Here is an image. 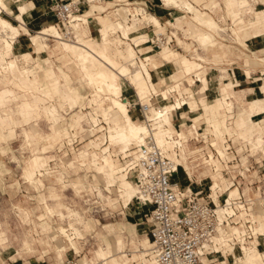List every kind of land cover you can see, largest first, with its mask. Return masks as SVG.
<instances>
[{"label":"rangeland","instance_id":"obj_1","mask_svg":"<svg viewBox=\"0 0 264 264\" xmlns=\"http://www.w3.org/2000/svg\"><path fill=\"white\" fill-rule=\"evenodd\" d=\"M82 1H85V3L82 4L81 10L75 14H83L92 10L91 3H88V0ZM218 1H220L221 4H218L217 7L215 6L213 10L210 8L212 5L210 6L208 0L206 1L207 3H204L206 4V7L212 11L210 14L207 12V16L215 20L214 22L217 24H214V26L216 25V28L214 27L215 29H218L219 27V20L225 21L223 17L226 11L225 4L223 0ZM117 3H119L118 0H102V5L107 6L109 8L108 11L104 13L95 11L93 14H99L98 16H100V14L106 15L108 12H110L108 15H112L111 18L104 16L106 21H117L118 18L114 17L115 12L113 11V8H116L115 5ZM262 3H264V1H262ZM17 4L19 3H14L12 8ZM170 5L173 6V4H169L168 6ZM263 7L264 6L262 5H258L256 9L259 10H256V13L250 12L252 11L251 7L250 9L248 8L249 11H247L245 8V12L248 14H245V16L238 14L237 18L235 17L236 20L234 21L235 27L241 26L242 23H247L249 16L251 15L253 18L258 16V14L263 15ZM201 10L203 11V9ZM204 11L206 12L207 10ZM15 12L16 14L18 13L17 11ZM2 15L7 18V20L10 21L14 26L19 28L18 23L12 19L15 15L12 17L6 15V13ZM2 15L0 14V17L4 18ZM47 16L48 18L43 17L45 20L44 23H42V26H47L48 28V26L54 25L58 21L54 11L50 12ZM87 16L88 15L84 16L83 18L86 19ZM151 16L149 17L150 19ZM185 21H190L197 24L196 21H194V18L191 19L189 16L185 18ZM102 24L103 23H101V25L97 24L96 27V25L90 23V27L89 25L82 27L79 33L86 32L87 35L99 41L101 39L99 30L102 28ZM200 27L203 29V31L210 32L209 29L211 28L202 26ZM241 27L245 26L242 25ZM27 28L30 29V34L37 33L38 30H41V26L34 28L35 31L29 27ZM192 28L193 29L190 30H193L195 33L190 32L188 27L186 30H189V32L192 33V37L195 40L196 36L199 39L200 36H198L199 34L196 33L197 28L194 26ZM214 28H212L213 31H215ZM61 29L65 30L63 26ZM1 30L2 29L0 26V31ZM90 30L91 33H89ZM244 30L245 29H240L239 32L241 33ZM7 31L3 33L5 36L13 37L17 35V31L16 34L10 29H7ZM23 33L25 35L20 38V43L22 46L19 47L20 50H15L14 47V51L13 54H11L10 59H13V56H18L19 62L21 63L20 65L30 70L33 69L31 67H35V65L39 62L44 69H48L50 64H53L54 67H60L63 70L69 72L73 76V84L67 83L63 87L66 95H71L69 101L73 107L70 106V104H65L63 108L61 106V109H59L58 113L55 112L56 109L54 111L55 113H53L51 109L55 106L48 104V92L44 89V86L39 83L38 79L39 76H42V73H37L39 70L38 68L37 70H33L31 76L32 79H34L37 83V85L34 83L33 86L36 85L37 87L33 88L32 85L29 86L23 84L22 86H26L22 88L18 85L21 81L16 77L15 79L14 75L4 69V66L2 65L5 64H3V62L0 63V76L5 77L6 81H10L11 78L15 79L14 85L19 91L18 94L15 93L16 95L13 96L10 101H14L20 106L26 99L32 102L40 99V101L38 100L36 102L38 107H33V109H35V113L38 115V119L35 121V123H37L35 124V128L38 130H25L29 134V136H27L26 132L22 131V128L18 127L16 128L15 133L11 134L7 130L5 131V137L2 139L0 138V223L1 230L5 233V237L7 238L4 244L0 243V264H19L23 258L26 260L37 261L35 262L37 264H86L87 261L85 258L88 261L94 259L95 251L99 248V246L106 247L107 244H110L116 250V243L120 237L124 240L125 245L122 244L118 246V249L116 250L118 253L115 255L116 258L114 257L116 260H113V262L118 260L121 262V264H142V253L145 252L147 254V259L152 257V255L149 254L151 247L144 245V239H149L152 246L150 225L146 221L145 211L137 202L136 197L128 206L124 205L123 199L120 196L121 192L119 190L120 183L124 179L122 173H118L116 176L118 177L116 186L111 187V189L107 187L105 175L98 172L99 168H97L98 166L102 165L100 161V157H102L101 154L98 153L99 158L94 156L95 158L92 159L95 160V166L90 163L89 159L91 158L88 159L85 157L86 160L85 158H79L81 157V152H95L92 151L93 147H90L91 144L100 145V143H103L105 138L111 140V143L118 145L117 149L115 150L116 153H120V149H123V143L117 142L119 141L118 139L116 141V128L118 124L123 121V117L120 115L118 110L113 107L112 95H110L108 92H98L91 83V85L88 84V81L84 79L81 71L76 66L71 68L73 71L72 73L69 71L70 67H67V59L63 57L59 51H56L55 54L52 52L55 50L56 46L60 44L58 39L49 37L47 39L49 47L39 50L38 44L32 40L31 35L27 34L23 29H21V34L23 35ZM198 33H200V30ZM116 36L117 34L112 37L113 42L115 41L112 45V52H116V49L118 48L127 52V49L131 48L132 45L126 43L124 46H119V44H117L118 41L116 40ZM138 39L139 37L134 39V41L139 43V45L142 44L140 47L142 49L141 52L144 53L142 57L144 55L151 57L150 61L146 63H149L148 67L152 71L154 65L158 66V63L153 58V55L146 52L149 48L146 47L147 44H145V39H140L139 42ZM201 41L199 42L197 40L198 44L195 45V47L199 46L201 50H197L198 52L196 51L192 55H187L185 52H181L173 48H163L162 50L170 52L174 51L176 53L179 51L182 53H177V57L180 59L183 57H188L192 61H197L204 65V67L206 66L205 69L207 70H203L201 75L203 79L206 78L207 71L211 66L216 65L215 67L221 68V70H226L228 68V65L226 64L235 61L236 55L234 54L235 50H233L235 48L228 46L227 42L219 41L218 39H214L211 41L212 43ZM2 45L3 44H0V50ZM185 47L191 48L192 44H185ZM158 51L159 49H155V51L151 53L157 54ZM25 52L31 53L32 57L29 60V65L31 67L23 65L25 63L21 54ZM212 55L216 58H212L210 60L209 58ZM193 56L195 57L192 58ZM196 57H201L206 62L210 60L209 64L198 61ZM246 59L247 58L245 57V61H247ZM1 61L3 60L1 59ZM128 64L129 63H127V66L132 68V66ZM170 64L173 65L172 63ZM195 64L196 63H192L189 67H186L188 73L191 72V68L193 66H197ZM173 67L175 70L174 65ZM252 69L256 70V65L252 66L251 70ZM226 74L228 75L227 72ZM125 78L127 81H129L130 75ZM154 81L155 76L153 75V78L149 82L151 87L155 86ZM119 82L122 86H125L126 84L129 86V83H123L121 79ZM168 83L170 82L167 80V84ZM130 87H126L125 91L122 90L124 93L121 98L123 99L125 96H127L129 99H131L130 96L132 95L131 101H135L136 96L133 93L134 90H132L134 87ZM159 88H166V85ZM146 91L147 89L141 90L140 92L145 94ZM189 92L191 91L189 90ZM98 95H102V97L99 98ZM107 96L111 97L107 99ZM71 99H73V101ZM143 102H147V98L143 99ZM109 107L114 111L109 112ZM105 112H108L109 114H106ZM130 112L137 122L140 124H146L139 111L132 109ZM94 116L98 119L97 126L92 121V117ZM78 120L81 121L80 125L77 124ZM162 120H164V118ZM164 121L167 122V120ZM71 122H73L75 129L83 125L84 128L82 129L85 131H80V129L72 130ZM162 122L163 121H161V123ZM161 123L159 124L161 125ZM104 126L107 127V130H104L106 129ZM111 127L113 128L110 129ZM168 128L171 129V127ZM54 130L65 133H62V136L61 133H54V135H57L58 137L54 138V135L51 136ZM52 137L55 139V141H51ZM137 149L138 147L130 149L127 152V156L136 154ZM38 153L44 156V158L39 161V164L41 165V163H45L43 166L41 165L42 167H40V169H38V171L43 173V175L38 174L36 177V179L40 178L42 180V184L38 181L30 183L24 173V167L26 163L28 162L27 165L32 166V159ZM48 155L50 156L49 161L47 160L48 158H46ZM119 157L121 159L119 160L121 165H126V158H123V154L120 153ZM84 161L86 162L82 163ZM101 170L105 171V169ZM124 174L126 173L124 172ZM203 174H208L211 177L214 174L216 178L215 181L219 184L220 190H223L224 185L228 184L224 178H221L222 176L215 174L211 168L204 170ZM61 175L64 177L61 180H66L68 181L67 183L80 180L83 183V188H81L79 192L70 184L66 188H62L61 180H59ZM129 175V178L132 181L126 178L125 180L133 183L135 178L131 172ZM215 181L213 180L212 184ZM133 184H135V182ZM96 186H98V188ZM132 187H129V189ZM52 190L56 191L57 193L52 194ZM56 194L60 197H56ZM45 201L48 203V205H50V207L55 208L53 212H49L44 207ZM59 203H63L64 206L59 207ZM18 207L27 208L30 211V216H25V214L20 211ZM41 215L44 216L41 217ZM70 222L74 224V226L78 227L82 232V236L75 239L78 251H76L70 245L68 237L60 232V227L63 226L68 229V233H73L74 231L70 226ZM263 224L264 223L262 221L263 229H260L258 226V230L264 231ZM42 226H49L50 232H43ZM52 234H54L53 237L55 236L53 239ZM25 240L29 241L30 246L27 247L24 245ZM41 240L50 241V244L48 245L47 242L41 243ZM133 240L137 242L136 245L133 243ZM57 245L64 246L62 257L58 256ZM248 250L257 251L255 248H248ZM234 255L238 258L243 254L237 250ZM213 258H218V262L223 260V257L220 256H214ZM106 262L108 264L112 263L108 260H106ZM227 262L229 264L232 263L231 255L228 256ZM244 263L247 264L246 261H244ZM260 263L261 260L257 262V264ZM88 264H91V262H88ZM236 264H242V262L239 260V262Z\"/></svg>","mask_w":264,"mask_h":264},{"label":"built area","instance_id":"obj_2","mask_svg":"<svg viewBox=\"0 0 264 264\" xmlns=\"http://www.w3.org/2000/svg\"><path fill=\"white\" fill-rule=\"evenodd\" d=\"M251 1L255 7L262 4L261 0ZM83 3L82 0H54L51 7L58 19L54 25L68 39L74 40L75 35L66 23L72 14L81 10ZM115 6L116 16L120 19L125 16L126 23L135 26L130 35H146L147 53L163 46L187 55L200 49L195 47L198 42L191 33L169 20L162 23V29L148 21L149 13L143 1L125 0ZM122 6L130 10L122 11ZM173 7L190 17L191 13ZM218 23L222 27L215 30L220 34L217 38L226 42V32L235 24L230 17ZM185 44L192 47L186 48ZM143 54L139 52L140 56ZM192 77V83L183 80L180 91L172 90L168 97L151 93L148 102H142L135 92V101H131L132 95L131 99L124 97L131 101L130 110L139 111L151 130L137 153L126 157V166L138 182L137 202L150 225L151 254L156 264H204L205 255L225 258L224 250L234 255L258 241L264 246V231L258 230L261 219L264 220V133L261 141L258 132L246 133L236 124L233 95L220 93L216 98L222 102L221 125L205 120L201 113L192 118L185 115V122L174 125L173 133H165L163 144L157 141L154 129L161 118L150 117L152 108L165 113L168 102L175 104L171 110L172 122L174 113L184 118L183 109L188 113L199 112V107H190L191 93L185 90L190 88L196 98L199 96L202 81L196 74ZM208 92L209 87L205 90L206 98ZM162 125L165 129L170 127L165 121ZM207 168L222 176L228 186L223 190L219 186L213 189L212 177L203 174Z\"/></svg>","mask_w":264,"mask_h":264},{"label":"crops","instance_id":"obj_3","mask_svg":"<svg viewBox=\"0 0 264 264\" xmlns=\"http://www.w3.org/2000/svg\"><path fill=\"white\" fill-rule=\"evenodd\" d=\"M119 1V0H118ZM143 1V3L147 6L148 9V13L151 16V19L149 18V20H152L153 17H156L158 20L161 21V23H164L167 20H172V19H177L178 17H185L182 16V14L180 13V11L178 9H175L173 6L175 5H166L164 3H162L161 0H141ZM164 1V0H163ZM191 1L195 6L197 7H206L207 0H189ZM209 4H210V8H215V6L217 7V5L221 4L220 1L218 0H208ZM264 1V0H262ZM5 5H1L0 4V14H4L6 13V15L12 17L13 15L14 18H12L16 23H18L19 28H17V35H15V43H12V48L10 51V54L8 55V59L10 60V56L11 54H13L14 51V47L15 50H20V46L21 43V37H23L25 34L23 33V35L21 34V29H23L27 34L31 35L32 40L38 44V49H44V48H48L49 47V43L47 42V39L49 37L44 38V36L41 35V30H44L45 28H47V26H42V23H44V18H48V14L51 11V7L54 3V0H4ZM85 3V1H83ZM89 3H91V11H87L85 13H83L82 15L86 16L88 15L86 18H90L89 19V27H90V23H93L94 25L100 24L102 20H104V16H108V17H112V15H108L110 12H108L106 15H101L98 16L99 14H93V12L98 11L100 13L106 12L108 11V7L105 5H102V2H96V1H90L88 0ZM224 4H225V15H223L224 20H226V17H230L233 22L236 20L237 15H244L248 14L247 12H245V8H249L251 6L252 11L250 12H255L256 9L254 3H252L251 0H223ZM14 3H19L17 5H14V7L12 8ZM83 3V4H84ZM247 5V6H245ZM262 6H264V3L261 4ZM24 7V8H22ZM24 9L22 11V9ZM179 9L183 10L184 8H180ZM263 9V15H259L254 17L251 15L249 16V20L247 21V23H242L243 26L245 27H235L233 29H229L226 32V42L228 46H231L232 48H235L233 50L235 56V61L226 64L228 65V68L226 70L215 66H211L209 68V70L207 71V76L206 78H202L201 77V81H202V87L201 90L199 91V96L196 98L193 94V92H190V100H188V103L190 104V107L192 109H198L199 107V112L198 113H188V111H186V109H183L182 114H184V118L180 119L179 117V113H174L173 114V122H172V112L171 110L174 108L175 104L173 103H169L166 105V107H169V126L171 127V131L173 133V129H174V125L177 126L179 122H185V118L187 116H189L190 118H192L193 116H198V114H202V116L205 118V120L209 121V122H213L216 125H221V121L219 119V114H220V109H221V105L222 102L219 99H216L220 93H222L224 96L226 95H233V99L235 101V107H236V124L240 127H242V130L246 133H254V132H258L259 134V138L261 139V141H263V133H264V109H261L260 107H258L260 104L264 105V7ZM17 11L18 13L16 14ZM184 11V10H183ZM244 11V12H243ZM249 11V10H248ZM249 12V14H250ZM210 14V13H209ZM3 16V15H2ZM83 16V17H84ZM4 17V16H3ZM236 17V18H235ZM239 17V16H238ZM253 19H252V18ZM5 18V17H4ZM7 19V18H5ZM251 20V21H250ZM27 21V22H26ZM221 21V20H220ZM32 22V23H31ZM41 26V30H38L37 33L34 34H30V29H28L27 27L31 28L33 31L34 28ZM51 26H55V25H50L48 27ZM239 28V29H238ZM91 29V28H90ZM240 29H245L243 32H239ZM210 34L213 35L215 37V39L217 38V35L220 36V34H218L217 32L213 31V30H209ZM16 34V31L13 32ZM91 33V30L90 32ZM21 34V35H20ZM19 36V37H18ZM55 39V38H54ZM218 39V38H217ZM59 41V45L56 46L55 50H53V54H55L56 51H59L61 53V55L63 57H65L67 59V67L69 68V71L72 73L73 71L71 70V68H73L74 66H76L82 73L84 79H86L88 81V84H90L89 80L85 77V74L83 73V71L79 68L78 64L74 61V59L72 58V56L70 55V53H68L65 49L64 46L61 44L60 40ZM63 50V51H62ZM142 50V49H141ZM65 51V52H64ZM177 53L182 54L181 52L177 51ZM177 53L174 51H165L162 49H159V51L157 52V54H152L149 53L151 55H153L155 61L158 63V66L154 65L152 71L150 70L151 74H152V78L153 75L155 76V88L158 92V94H162V92H168V95L170 93V91L172 90H179L180 91V87L182 84L183 80H188L190 83L193 82V78L187 76L186 73L187 69H186V65L184 63L185 59H190L188 57H183L182 59H180L179 57H177ZM22 55V59L24 60L23 64L24 66H28L31 67L29 65V60L31 59V53L30 52H25ZM14 60H16L18 62V64L20 65L21 63L19 62V57L18 56H13ZM225 57V56H222ZM245 57L247 58L245 61ZM149 59H151V57H147ZM200 59H202L201 57H199ZM207 58V57H206ZM212 58H216L215 56H211L209 59L211 60ZM219 58V57H217ZM208 59V60H209ZM191 60V59H190ZM209 60V61H210ZM192 61V60H191ZM193 63H196L195 65H197L196 61H192ZM170 63H172L175 66V70L173 65H171ZM257 67V69H252V66ZM21 68H25L22 67L20 65ZM202 67V65H201ZM201 67H197V66H193L191 68V73L193 71H196L198 68ZM33 68L31 71L33 72V70H37V68L39 69L37 71V73H42V76H39V83H41L44 86V89L48 92V104L50 105H54L56 107V111L58 113L59 109H61V106L63 108V106L65 104H70V106L73 107V105H71L70 101H69V97L66 98L65 97V91L64 90V85L68 84H73V76L63 70L60 67H54L53 64H50V67L48 69H44L40 63L38 62L35 67H31ZM30 70V69H29ZM6 71V70H5ZM154 71V73H153ZM9 72V71H7ZM226 72L228 73V75L226 74ZM12 75L13 73L10 72ZM190 73V74H191ZM225 74V75H224ZM32 76V75H31ZM15 78V76H14ZM32 78V77H31ZM76 78V77H75ZM16 79V78H15ZM15 79H12L10 81H6L5 77H1L0 76V138L2 139L3 137H5V131H9L11 134L16 132V128L20 127L22 128V131H35L38 130L37 128H35V121H37V117L38 115L35 113V109H33V107H38V104L36 103V101L32 102L28 99H26L22 105H18L16 104L14 101H10L11 98L13 96H15L16 94L19 93L18 88L15 87ZM34 80V79H33ZM167 80L170 82L167 84ZM35 81V80H34ZM36 83V81H35ZM37 84V83H36ZM20 87L24 88L20 82V84H18ZM91 85V84H90ZM166 85V88H159V87H163ZM159 86V87H158ZM126 87H129L128 84H126L123 88V90L125 91ZM209 87V92L207 93V98H206V93L205 90L208 89ZM187 91L191 90L190 88L185 89ZM31 91V90H30ZM124 91H122V93H124ZM62 92V93H60ZM16 93V94H15ZM65 93V94H64ZM99 98L102 97V95H98ZM111 96H107L106 98L109 99ZM82 99V98H81ZM216 99V100H215ZM124 101L128 102V110H129V115L131 116V119L133 120V122H135L136 124H140L139 122H137V120L135 118H133L131 112H130V105H131V101L130 100H126V99H122ZM257 103H259V105H257ZM256 104V105H255ZM173 106V107H172ZM114 111L111 110L109 107V112ZM53 112V113H55ZM187 112V114H186ZM106 114H109L108 112H105ZM117 113V112H116ZM187 115V116H185ZM118 122V121H117ZM116 122V123H117ZM77 124H81V121L78 120ZM107 124V123H106ZM26 126V127H25ZM97 126V124H96ZM71 127L72 130H79L80 131L84 130L82 128H84V126L82 125L81 127H77V129H75V126L73 124V122H71ZM106 127V126H104ZM113 127H111L110 129H112ZM108 129V130H110ZM107 130V127L106 129ZM25 131V132H26ZM85 131V130H84ZM54 133H65V132H61V131H56L54 130L53 133L51 134L54 135ZM26 135L29 136V134L26 132ZM54 138H58L57 135H54ZM52 137L51 141H55ZM90 147H93L92 151L95 152H89V151H85V152H81V157L80 159H84L86 158H91L89 159L90 163H92L94 165V161L92 160L93 158H95L94 156H96L97 158H99V154L102 155V157H100V161L102 163V165L105 167V171L100 169V166H98L97 168H99L98 172L103 173L105 175L106 178V184L107 187L109 189H111V187L116 186V182L118 181V177L117 174L118 173H122L124 176V179L122 180V182L120 183V187L119 190L121 192L120 196L123 199L124 205L128 206L132 201H128L126 202V198H124V193L125 191H127L129 189V187L134 186V182L131 183L130 181L125 180L129 179L131 180L129 177L130 175L128 174H124V169L126 167V165H121V162L119 160V154H123V158L127 157V152L129 151H124V149H120V153H116L115 150L117 149L118 145H115L114 143H111V140L105 138V140L103 141V143L99 144H91ZM89 147V148H90ZM88 148V149H89ZM129 156V155H128ZM44 156H42L41 154H37L32 160H33V165H27L28 162L26 163L25 167H24V173L28 179V181L30 183H33L35 181L40 182L41 184L43 183L42 180L40 178L36 179V177L38 176V174L43 175V173L39 172L38 169H40V167H42L45 163H41V165L39 164V161L41 159H43ZM46 158H48L47 160H50V156L48 155ZM85 158V160H86ZM86 161L82 162L85 163ZM49 163V162H48ZM126 164V163H125ZM95 166V165H94ZM107 168V170H106ZM107 172V173H105ZM109 172V173H108ZM51 173V172H50ZM49 174V172H48ZM212 175V174H211ZM63 177V175H61V177H59V180H61ZM222 178V177H221ZM212 179L215 181V175H212ZM132 181V180H131ZM68 181H64L61 180V184H62V188H66L69 184L72 185L74 188H76V190L79 192L81 188H83V183L78 180L76 182H70L67 183ZM132 185V186H131ZM219 186V184L215 181L212 184L213 189H215V187ZM228 186V184L224 185V188H226ZM98 188V186H96ZM222 188V187H221ZM232 194L234 193V190L231 191ZM52 194L57 193L56 191L51 192ZM59 195L56 194V197H58ZM60 197V196H59ZM127 203V204H126ZM58 206H64L63 203H59ZM49 212H53V210L55 209L54 207H50V205H48V203L45 201V206H44ZM20 211H22L25 216H30V211L27 208H23V207H18ZM44 215H41V217H43ZM262 221L264 223V220L261 219V225H259L260 229H263L262 227ZM73 225V226H72ZM70 226L72 228V230L74 231L73 233H68V229H66L65 227L61 226L60 227V232H62L63 234H65L68 237V240L70 242V245L76 250L78 251V247L76 245V241L75 239L82 236V232L81 230L74 226V224H72L70 222ZM264 226V224H263ZM42 231L45 233H49L50 232V227L49 226H42ZM54 234H52V239L55 237H53ZM7 238L5 237V233L1 230V223H0V243L4 244L6 242ZM41 243H45L47 242L48 245L50 244V241H40ZM259 244L261 246H263L261 241H258ZM133 243L136 245V241L133 240ZM124 244L125 242L124 240L120 237L117 240L116 243V250L118 249V246ZM24 245L25 246H30L29 241L25 240L24 241ZM144 245H148L151 247V242L149 239H144ZM149 247V248H150ZM63 249L64 246L63 245H57V252H58V256L62 257L63 256ZM115 248L112 247V245L107 244V246H99V248L95 251V258L88 261L86 258L85 260L87 261L86 264H88V262L91 264H108L106 262V260H108L109 262H112L111 264H121V262L114 261L116 260L115 255H117L118 252H116ZM248 253V257H247V262L249 264H257V262L260 260V253L256 250H250L247 251ZM224 253H226L224 251ZM221 255V254H220ZM229 254H224L225 258H223V260H221L220 262H218V258H213V257H209V256H205L202 261L204 264H229L227 262V258H228ZM231 258H232V263L231 264H236L237 262H239V260H241L242 257H236L233 254H230ZM223 256V255H222ZM115 257V258H114ZM236 258V259H235ZM239 259V260H238ZM243 260V259H242ZM37 261L34 260H26V259H22V261L19 262V264H37L35 263ZM142 264H150L149 261L144 260L143 258V254H142ZM156 264V263H155ZM242 264H246L244 263V261H242Z\"/></svg>","mask_w":264,"mask_h":264},{"label":"bare ground","instance_id":"obj_4","mask_svg":"<svg viewBox=\"0 0 264 264\" xmlns=\"http://www.w3.org/2000/svg\"><path fill=\"white\" fill-rule=\"evenodd\" d=\"M90 1H96L98 3L102 2V0H90ZM122 1H125V0H119L118 2H122ZM164 2H165L164 4L166 5L173 4L177 7L184 8L183 9L184 12L191 13L190 18L191 19L194 18V21H196L197 23L195 24L190 21H185V18L187 17V14H185V15H182L185 17H178L177 19L175 18V20H172V21L169 20V22L172 25L182 29L183 31L187 33H190V32L195 33L193 30H190V29H193L192 27L194 26L195 28H197L196 33L199 34L198 36H200L199 39L196 36V41L198 40L199 42L201 40L203 42H211L215 39V37L211 35L210 32H205L200 27V26L207 27V28H211L209 30H212V28H214L217 25L216 22H214L215 20L207 16L208 13H212V12L204 11L208 9L207 7L198 8L189 0H164ZM0 4L4 6L5 5L4 0H0ZM201 9H203V11ZM23 10L24 9H22V11ZM121 10L128 11L130 10V8L126 6H122ZM246 10L248 11L249 9L247 8ZM83 16L84 15L82 14H72L70 16L68 23H66L67 29H69L70 31L72 30V32L75 35L74 40L66 38L64 31H61L56 25L45 28L44 30H41V35L44 36V38L51 36V37H54L55 39L60 40L61 44L64 46V49L68 53H70L74 61L78 64L79 68L85 74V77L96 88V90L98 92H108L110 95H112L113 107L116 108L118 112L120 113V115L123 117V121L120 122L116 128V131H117L116 135L118 137V138L116 137V141L118 139L119 141L117 142L123 143L124 151H128L134 147H139L144 142L145 136L149 132H151V130L150 128H148L147 123L139 125L133 122V120L131 119V116L129 115V110H128V102L122 100L121 98L123 96L122 90L124 86H122L119 81L121 79L123 83H129V87L131 86L130 88H132L133 86L134 89L132 88V90H134V92L136 93V95L142 102H143V99L145 98H147V102H148L149 96L151 93L158 94L155 86L151 87L149 83L150 80L152 79V74L148 67L149 63L147 64L146 62L150 61V59L147 58L146 55H144L143 57L139 55V52H141L140 47L142 44L139 45V43L134 41V39L138 37H139L138 42L140 41V39L146 40L147 37L146 35H141V34L130 35L132 27L135 28V26L133 24L131 26L127 24L125 21V16H123V19H124L123 20V19L118 18L115 14L114 17L118 18L117 21L109 20V22H107L106 19L102 20L101 22L103 23L102 28H100L99 30L101 34V39L98 41L94 39L93 37L87 35L86 32L79 33L82 27L89 24L90 18L85 19L83 18ZM150 16H151L150 14L147 15L148 21L152 22L154 25L162 29L163 25L161 21L158 20L156 17H153L152 20H149ZM214 24L216 25L214 26ZM0 26L2 29L0 31V44H3L0 50V54H1L0 63L3 62V64H5V65H2L4 66V69H6L9 72H12L13 75L21 81L22 85L26 84L29 86L30 85L33 86V84L35 83V81L31 78V75L33 72L29 70L28 68H21L18 62L14 60L15 58L10 59V60L8 59V55L10 54V51L12 48L11 44L14 43L15 36L8 37V36H5V34L3 33L6 32L7 29H10L11 31L15 32L17 31V28L10 21L2 17H0ZM187 27L190 30V32L189 30L188 31L186 30ZM219 27H222V26L219 24ZM198 29L200 30V33H198L199 31ZM118 32H119V35L116 36L117 38L116 40L118 41V43L117 42L116 43L119 44V46H124L126 45V43L129 45H132L131 48H128V49L126 48L127 52H125L124 50L120 48L116 49V52H112V45L115 42V41L113 42L112 37H114L115 34H117ZM143 37H146V38H143ZM163 48L172 49L171 47H167V46H163L159 49H163ZM194 57L195 56H193L192 58ZM1 59L3 61H1ZM196 59L198 61H201L202 63L205 62L206 64H209V61L206 62L203 59H200L197 57ZM127 63H129L128 65L132 66L133 69L131 67H128ZM184 63L187 67H189L193 62L190 59H185ZM201 65H202L201 63L197 62V67H201ZM205 67L204 65H202V67L198 68L196 71H193L192 73L190 72L191 74L190 73H186V74L187 76H190V77H192V74H196L201 80V75H202L203 70H207L205 69ZM129 75H130V80L127 81L125 77ZM26 85H24L23 87H25ZM36 85H34L33 88L37 87ZM145 88L147 89L145 94L141 93L140 91L146 90ZM162 94L163 96L168 97V92H162ZM67 96L68 94L67 95L65 94V97L66 98L69 97V100H70L71 95L68 97ZM123 99L129 100L128 98H123ZM38 100L40 101V99ZM38 100H35V101L37 102ZM71 100L73 101V99ZM257 105H259V103H257ZM258 107H260L261 109H264V105L260 104ZM55 109H56L55 107L52 108L51 109L52 112H54ZM169 110H170L169 107H165L166 112L162 113L158 111L157 108H152L151 110L152 116L150 117L161 118V121L167 120V123H168L170 119L168 116ZM163 118L164 120H162ZM92 121L93 123L97 124L98 119L95 118L94 116L92 117ZM154 133L156 135V138L159 144H163L165 141L164 139L165 133H172V131L169 128L165 129L161 123V125L158 124L157 127L154 129ZM80 158H83V157H80ZM100 168L105 169L103 165H101ZM124 172L129 175V173L127 172V166L125 167ZM135 184H134V187L125 191L124 198H126V202L132 201L135 197L137 198L139 188H138V182L136 179H135ZM248 248L257 249V251L261 255L260 264H264V246H261L259 242H257L253 246L243 247L244 252L242 253L243 255L241 256L242 258L240 261L247 262V257H248L247 251H249ZM224 251L227 253V250H224ZM142 254H143L144 260L149 261L150 264L156 263L153 256L150 259H147L146 258L147 254L145 252ZM149 254L152 255L151 248H150ZM247 264L249 263L247 262Z\"/></svg>","mask_w":264,"mask_h":264}]
</instances>
